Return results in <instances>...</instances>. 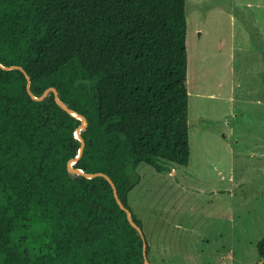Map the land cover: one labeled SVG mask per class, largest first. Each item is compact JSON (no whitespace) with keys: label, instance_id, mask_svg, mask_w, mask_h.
I'll list each match as a JSON object with an SVG mask.
<instances>
[{"label":"trees","instance_id":"obj_1","mask_svg":"<svg viewBox=\"0 0 264 264\" xmlns=\"http://www.w3.org/2000/svg\"><path fill=\"white\" fill-rule=\"evenodd\" d=\"M187 37L186 0H0V64L31 78L0 65V264L145 263L108 179L68 168L81 120L33 95L87 119L73 167L107 174L143 229L139 165L190 162Z\"/></svg>","mask_w":264,"mask_h":264},{"label":"rangeland","instance_id":"obj_2","mask_svg":"<svg viewBox=\"0 0 264 264\" xmlns=\"http://www.w3.org/2000/svg\"><path fill=\"white\" fill-rule=\"evenodd\" d=\"M186 15L190 162L141 163L129 204L151 264L154 244L160 264H264V0H186Z\"/></svg>","mask_w":264,"mask_h":264},{"label":"water","instance_id":"obj_3","mask_svg":"<svg viewBox=\"0 0 264 264\" xmlns=\"http://www.w3.org/2000/svg\"><path fill=\"white\" fill-rule=\"evenodd\" d=\"M0 65H1V64H0ZM1 66H2V65H1ZM2 67L5 68V69H9V68H18V69L24 71V73L26 74V77H27V79H28V85H27V87H28L29 92L31 93V90H30V86H31V78H30V76L28 75V73H27L22 67H19V66H12V67H5V66H2ZM50 91H53V92H54L56 102H57L62 108H64V109H65L66 111H68L70 114L74 115L75 117H77V118H79V119L81 120V125H80V127L77 129V131H76V133H75L76 137L81 141V147H80V150H79V154H78L75 158H73V159H71V160L69 161V163H68V168H69V170H70L71 172H78V173H81V174L85 175V176L88 177V178H92V177L98 175V176H104L106 179H108V181L111 183V185H112V187H113V189H114V195H115V198H116V200H117L119 206H120L123 210H125V211L127 212V216H128V219H129L130 223H131L134 227H136V228L138 229V231L141 233V235H142V237H143V240H144V244H143V252H144V257H145V263H144V264H151L150 259H149L148 254H147L148 243H147L146 238H145V236H144V231H143V229H142L141 227H139L138 224L133 220L131 210L128 209V208L125 206V204L122 202V200L119 198L118 191H117V187H116L115 183L112 181V179H111L107 174H105V173H101V172H100V173H95V174L85 173L82 169H78V168L73 167L74 163H76V162L80 159V157H81V155H82V153H83V151H84V148H85V140H84V138H83L82 135H81V131L87 129V127H88V121H87V119H86L84 116H82L81 114H79V113L75 112L74 110L68 108V107L64 104V102L59 98L58 92H57L56 88H54V87L47 89V90L45 91V93H44L42 96H40V97H36V96H34L33 94H32V95H33V97H34L36 100H42V99H44V98L46 97V95H47Z\"/></svg>","mask_w":264,"mask_h":264},{"label":"crops","instance_id":"obj_4","mask_svg":"<svg viewBox=\"0 0 264 264\" xmlns=\"http://www.w3.org/2000/svg\"><path fill=\"white\" fill-rule=\"evenodd\" d=\"M230 98H232L231 95H230ZM157 247H158V245H156V244H154L152 247L153 254H154L155 258L157 257L156 259L154 258V261L152 262L153 264H160L159 258H158L159 250H157Z\"/></svg>","mask_w":264,"mask_h":264}]
</instances>
